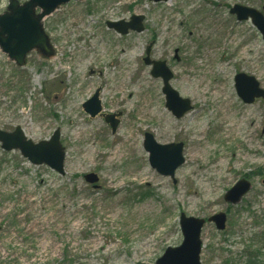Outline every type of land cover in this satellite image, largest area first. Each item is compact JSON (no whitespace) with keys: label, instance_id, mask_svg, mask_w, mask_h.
<instances>
[{"label":"rangeland","instance_id":"rangeland-1","mask_svg":"<svg viewBox=\"0 0 264 264\" xmlns=\"http://www.w3.org/2000/svg\"><path fill=\"white\" fill-rule=\"evenodd\" d=\"M237 4L264 13V0L72 1L44 22L54 58L33 51L18 67L0 50V130L19 126L40 143L59 129L66 152L60 175L0 144V264H155L182 244L181 214L219 213L226 229L206 223L201 263L246 264V245H263L264 100L245 104L235 77L254 76L264 90V39L230 13ZM134 15L145 17L141 33L107 25ZM151 44V60L166 64L172 88L192 102L182 118L144 62ZM122 67L137 73L113 75ZM97 91L102 114L91 118L83 105ZM103 114L119 121L115 133ZM146 133L183 143L174 179L150 165ZM241 179L252 189L232 205L225 195Z\"/></svg>","mask_w":264,"mask_h":264},{"label":"water","instance_id":"water-1","mask_svg":"<svg viewBox=\"0 0 264 264\" xmlns=\"http://www.w3.org/2000/svg\"><path fill=\"white\" fill-rule=\"evenodd\" d=\"M71 1L85 0H28L25 3H21L19 0H10L7 11L0 15V49L2 52L20 67L26 65L27 56L35 50L45 58L54 57L55 50L45 31L44 19ZM151 1L161 3L169 0ZM230 13L236 15L240 22L251 21L264 38V14L262 12L237 4L231 8ZM144 20V16H133L130 22H112L108 23V27L122 35H127L130 31L141 33L145 30ZM151 49L152 45L147 49L145 63L153 64V77L163 79V93L167 99L166 106L177 118H181L192 109L191 101L181 98L179 93L171 87L170 81L173 79V74L166 64L150 60ZM235 85L239 97L246 104H253L256 99H264V90L253 76L239 73L235 77ZM83 107L92 118L99 115L102 111L99 93L97 92ZM106 122L115 132L118 121L114 116H106ZM0 142L6 151L20 150L22 155L34 165H47L58 174H65L66 153L61 144L60 130H56L50 140L39 144L28 140L21 128H17L14 133L0 131ZM144 147L150 154L152 167L162 175L174 178L177 169L185 163L182 143L161 145L157 143L152 134L148 133L145 136ZM85 179L92 184L98 182V177L94 174L86 176ZM250 190L251 183L243 179L227 192L225 200L236 205ZM209 222H214L217 229L223 231L226 228L227 218L225 214H219L211 217ZM205 223L204 219L187 217L182 214L180 221L183 234L182 244L178 247H169L155 264H202L201 233Z\"/></svg>","mask_w":264,"mask_h":264},{"label":"trees","instance_id":"trees-1","mask_svg":"<svg viewBox=\"0 0 264 264\" xmlns=\"http://www.w3.org/2000/svg\"><path fill=\"white\" fill-rule=\"evenodd\" d=\"M255 237V235H254ZM261 242L263 245L259 247V249H255V240L252 239L251 245H246L244 250V260L246 259V264H264L261 262V259L264 258V253L261 250H264V234L260 237Z\"/></svg>","mask_w":264,"mask_h":264},{"label":"bare ground","instance_id":"bare-ground-1","mask_svg":"<svg viewBox=\"0 0 264 264\" xmlns=\"http://www.w3.org/2000/svg\"><path fill=\"white\" fill-rule=\"evenodd\" d=\"M111 71H107V73H110ZM127 72L128 73H137L136 71L135 72H132L131 71V69H130V67L129 68H127V69H124V67H122L120 70H112V73H113V75H122V74H124V73H126L127 74ZM141 72H143V71H140L139 70V73H141ZM37 82H40V78H38L37 80H36ZM103 93H104V91H103ZM161 115V114H160ZM195 156V159H197L198 157H199V154H197V155H194ZM150 175V172H147L146 173V176H149Z\"/></svg>","mask_w":264,"mask_h":264},{"label":"flooded vegetation","instance_id":"flooded-vegetation-1","mask_svg":"<svg viewBox=\"0 0 264 264\" xmlns=\"http://www.w3.org/2000/svg\"><path fill=\"white\" fill-rule=\"evenodd\" d=\"M7 131H10V130H7Z\"/></svg>","mask_w":264,"mask_h":264}]
</instances>
